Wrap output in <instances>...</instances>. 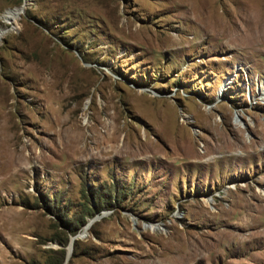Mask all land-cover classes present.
I'll return each instance as SVG.
<instances>
[{
    "label": "rangeland",
    "instance_id": "374dc122",
    "mask_svg": "<svg viewBox=\"0 0 264 264\" xmlns=\"http://www.w3.org/2000/svg\"><path fill=\"white\" fill-rule=\"evenodd\" d=\"M204 4L0 0V264H264V0Z\"/></svg>",
    "mask_w": 264,
    "mask_h": 264
},
{
    "label": "bare ground",
    "instance_id": "6f19581e",
    "mask_svg": "<svg viewBox=\"0 0 264 264\" xmlns=\"http://www.w3.org/2000/svg\"><path fill=\"white\" fill-rule=\"evenodd\" d=\"M204 1V3L206 4V2H207V0H206V2H205V0H203ZM204 4V5H205ZM203 6V5H202ZM23 9H24V6L22 5L21 7H17V8H15L12 12H9L7 15H5L6 16V22L8 23V24H14V22L16 21V19L18 18V15H19V13L21 12V11H23ZM213 9V8H212ZM214 13V12H213ZM4 33H5V31H3V30H1L0 29V37L1 36H3L4 35ZM263 33V32H262ZM261 37V33H260V30H258L257 31V34H255L254 36H253V39L254 40H256V41H258L259 39H257V38H260ZM109 140V139H108ZM183 147H184V144H183ZM186 147V146H185ZM186 151V150H185ZM261 195H264L262 192H261ZM144 229H147V230H153V229H159V228H156L157 226H156V224H144ZM177 251H179V253H180V249H178L177 248V250L175 251V253L177 252ZM168 263L169 264H174L173 263V261L169 258L168 260ZM165 262H166V260H165ZM164 262V263H165Z\"/></svg>",
    "mask_w": 264,
    "mask_h": 264
},
{
    "label": "water",
    "instance_id": "95a60500",
    "mask_svg": "<svg viewBox=\"0 0 264 264\" xmlns=\"http://www.w3.org/2000/svg\"><path fill=\"white\" fill-rule=\"evenodd\" d=\"M23 6H25V4H23Z\"/></svg>",
    "mask_w": 264,
    "mask_h": 264
}]
</instances>
